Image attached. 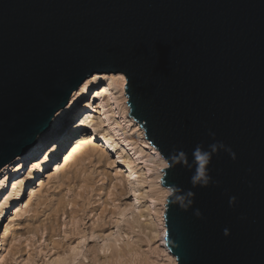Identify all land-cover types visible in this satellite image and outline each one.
<instances>
[{
	"label": "water",
	"instance_id": "water-1",
	"mask_svg": "<svg viewBox=\"0 0 264 264\" xmlns=\"http://www.w3.org/2000/svg\"><path fill=\"white\" fill-rule=\"evenodd\" d=\"M95 72L167 163L176 264H264V0H0V169Z\"/></svg>",
	"mask_w": 264,
	"mask_h": 264
},
{
	"label": "bare ground",
	"instance_id": "bare-ground-1",
	"mask_svg": "<svg viewBox=\"0 0 264 264\" xmlns=\"http://www.w3.org/2000/svg\"><path fill=\"white\" fill-rule=\"evenodd\" d=\"M125 83L124 74L119 72H95L88 76L72 93L68 104L56 112L50 126L38 135L35 144L0 169V222L7 218L12 224L21 218L27 212L31 201L36 198L39 188L44 187L48 180H53L74 164L81 154L91 150L92 154H98V162L104 159L111 167L122 165L127 168V186L124 183L120 185L121 193L124 195L129 191L128 193L133 196L131 203L118 212L119 217L113 230L103 236L104 247L107 250L112 248V240H119L117 237L124 233H129L127 235L130 236L136 227H140L148 220L149 212L158 210L161 212L162 230L160 235L158 232L156 234L160 237V246L169 260L167 264H176L175 257L165 246L164 238L166 236L164 204L170 191L160 185L162 172H157L154 181H150L147 175L156 160L164 168L167 163L144 138V130L135 120L128 117ZM97 109L99 115L96 114ZM158 199L162 201L163 210L159 208L160 206L157 207ZM144 200L149 204L142 205ZM125 227L129 232L123 231ZM9 229V226L5 228L3 236L9 233ZM158 236L156 237L159 238ZM84 249L83 247L76 251L73 249L72 261L65 264H73L81 254H84ZM124 251L123 249V252L117 254L122 258L125 253L136 256V251L134 253L132 250ZM2 256L3 254L0 255V260ZM57 264H62V261Z\"/></svg>",
	"mask_w": 264,
	"mask_h": 264
},
{
	"label": "rangeland",
	"instance_id": "rangeland-1",
	"mask_svg": "<svg viewBox=\"0 0 264 264\" xmlns=\"http://www.w3.org/2000/svg\"><path fill=\"white\" fill-rule=\"evenodd\" d=\"M99 113L97 109L96 114ZM108 166L104 159L98 162V154H92L91 150L81 154L74 164L39 188L36 198L21 218L12 224L7 218L2 220L0 255L3 256L0 264H57L59 261L65 264L72 261L73 249L76 251L81 247L85 248L84 254L73 264L169 263L159 243L158 235L162 229L161 212L158 210L149 212L148 220L136 227L130 236L124 233L117 237L119 240H112L109 251L104 247L103 236L113 230L120 209L133 200L129 191L128 194L125 191L124 195L121 193L120 185L124 183L127 186V168ZM160 169L164 167L156 160L147 174L150 181L156 179ZM137 173L140 175L139 168ZM158 200L157 207L163 210L162 201ZM145 204H149L147 200L142 203ZM8 226L9 233L3 236ZM123 231L129 232L126 227ZM123 249L136 251V256L125 253L122 258L117 253Z\"/></svg>",
	"mask_w": 264,
	"mask_h": 264
},
{
	"label": "clouds",
	"instance_id": "clouds-1",
	"mask_svg": "<svg viewBox=\"0 0 264 264\" xmlns=\"http://www.w3.org/2000/svg\"><path fill=\"white\" fill-rule=\"evenodd\" d=\"M204 156H200V159H204ZM202 175V174H201ZM198 177H194V180L197 179Z\"/></svg>",
	"mask_w": 264,
	"mask_h": 264
}]
</instances>
